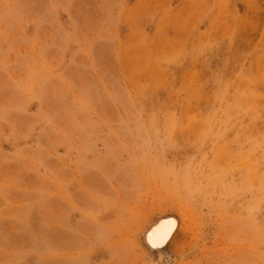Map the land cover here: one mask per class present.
I'll list each match as a JSON object with an SVG mask.
<instances>
[{
  "label": "rangeland",
  "instance_id": "374dc122",
  "mask_svg": "<svg viewBox=\"0 0 264 264\" xmlns=\"http://www.w3.org/2000/svg\"><path fill=\"white\" fill-rule=\"evenodd\" d=\"M0 264H264V0H0Z\"/></svg>",
  "mask_w": 264,
  "mask_h": 264
},
{
  "label": "bare ground",
  "instance_id": "6f19581e",
  "mask_svg": "<svg viewBox=\"0 0 264 264\" xmlns=\"http://www.w3.org/2000/svg\"><path fill=\"white\" fill-rule=\"evenodd\" d=\"M176 221L172 218L158 220L151 226L144 236V242L151 247H162L164 249L173 238L176 231Z\"/></svg>",
  "mask_w": 264,
  "mask_h": 264
},
{
  "label": "water",
  "instance_id": "95a60500",
  "mask_svg": "<svg viewBox=\"0 0 264 264\" xmlns=\"http://www.w3.org/2000/svg\"><path fill=\"white\" fill-rule=\"evenodd\" d=\"M146 246H147L148 248H151L150 245H147V244H146ZM152 251H153L155 254H156V252H157L155 249H152Z\"/></svg>",
  "mask_w": 264,
  "mask_h": 264
}]
</instances>
